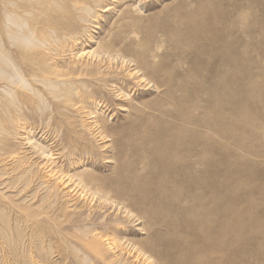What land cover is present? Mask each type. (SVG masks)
Wrapping results in <instances>:
<instances>
[{"label": "rangeland", "instance_id": "374dc122", "mask_svg": "<svg viewBox=\"0 0 264 264\" xmlns=\"http://www.w3.org/2000/svg\"><path fill=\"white\" fill-rule=\"evenodd\" d=\"M146 1L154 4L148 6ZM50 8L51 14L65 13L57 6ZM94 9L80 21L77 33L64 38L66 46L58 47V39L46 31L39 48L57 52L49 62L55 61L59 69L80 70L96 63L100 47H108L114 53L111 62L118 63L114 69L121 73L105 86L92 80L93 87L102 85V97L94 95L96 101L104 102L102 107L80 92L89 89L80 82L32 79L40 93L24 82V94H15L20 99L13 100L7 86L18 87L15 84L22 82L11 71V63L0 59V264H106L112 258L113 264H132L126 243L147 238L139 220L125 219L126 210L120 207L101 206L98 194L90 201L76 184L79 176L89 174L94 175L89 180L92 185L109 190L118 184L119 176L156 172L149 149L160 146L166 131L213 147L218 208L234 211L231 222L220 227V243L225 245L223 238L231 237L234 246L240 247L246 240L247 254L258 252L264 257V0H107ZM211 30L222 48L209 39ZM9 42L14 48L18 36L10 35ZM81 50L90 57H76ZM216 54L222 58L231 54L233 66L213 64ZM121 56L125 61L120 69ZM104 58L102 70L108 60ZM131 70H138L136 74L146 78L147 84L133 86L129 79L125 83L122 77L128 78ZM112 83L124 85L127 95L115 96ZM58 95L73 101L63 103ZM95 122L103 126L109 140L103 142ZM117 153L119 160L114 158ZM182 191L186 197L200 192L189 185ZM176 192L170 191L173 198ZM186 197L178 211L192 204ZM178 211L167 216L175 221L173 237L185 234ZM59 222L63 237L55 230ZM117 222L127 227L119 233L121 242L126 241L122 251H106L103 257L89 252L88 239L100 231L111 235L110 227ZM163 248L166 245L160 244L157 250Z\"/></svg>", "mask_w": 264, "mask_h": 264}, {"label": "bare ground", "instance_id": "6f19581e", "mask_svg": "<svg viewBox=\"0 0 264 264\" xmlns=\"http://www.w3.org/2000/svg\"><path fill=\"white\" fill-rule=\"evenodd\" d=\"M106 1L107 0H0V17H4L2 23L4 26L3 32L5 35V38L3 39L4 35H1L0 33V59L11 63V71L15 72L22 82L21 84H15L18 87L7 86L8 88L6 91L8 96L13 100L20 99L19 97L22 95H19V93L24 94L25 92L23 90L25 88L22 85L24 84V82L27 84L30 83V88H34L35 91H37V94L40 93L38 88L35 87L33 83H31L32 79L55 83L63 81L74 84L75 82H80L82 87L89 88L86 91L80 90V92L86 94L88 99L93 98L91 103H94L97 107L98 105L102 107V105H104V102H101L99 100L96 101L94 95L102 97L101 86L108 85L109 81L111 80L110 78H118L119 72L121 73V71H115L116 69H114V67L118 69V63L111 62V58L109 57L111 55H114V53L108 47H100L98 49V52L101 56L98 55L99 57L97 58V60L96 58L94 59L96 63L92 64L89 68L84 65L83 68L85 67V69L81 68L80 70L73 66L66 67L65 69H59V66H56L55 61L51 63L49 62L50 60H52L53 55H57V52L53 54L52 49H40L39 47L44 43L43 41L46 39L44 38L46 31L52 32L54 34V37L58 39V47H61L62 45L64 46V38L69 37L79 31L78 28L81 26L80 21L84 20L86 15L89 14L87 12L95 10L94 8H96L97 6H103V3ZM114 1L115 0H113V2ZM145 3H148V6L154 4L152 3V1H146ZM50 5L51 7H59L65 13L51 14L47 12L50 8ZM109 9L110 7H107L106 9H103V11H107ZM8 16H11L13 19L9 18ZM13 26H15L16 29ZM214 32L215 31L212 30L210 31L209 39H211L216 48H222V45L217 42V33ZM12 34L17 35L19 39V42L14 46V48L9 47V37ZM88 37L91 39L90 36ZM23 38H25V40L27 38L28 42L21 43L20 40H22ZM29 38L34 39L36 42L30 40ZM204 49L206 51H210L209 48L204 47ZM56 50L57 49H55V51ZM87 54L89 56V53H84V51L81 50L79 55L77 54L76 57L84 58L87 56ZM91 54L94 53L91 52ZM105 56L110 61L107 60L106 63L104 62L105 68L104 70H102V65L100 63L103 62V60H106L104 58ZM127 60L129 61V63L130 61H132L130 59ZM124 61V56H121L120 60L118 61L120 62V69L121 67H123ZM211 61L213 64L219 62L225 66L231 67L234 64V57H232L231 54H228L226 57L222 58L216 54L211 59ZM141 67L143 66L141 65ZM139 69L140 68H138V70ZM138 70L128 71V78L122 77L123 81H125V83H128L129 80H131L133 86L147 84L144 83L146 81V78H144L143 76H138V74H136L139 73ZM77 72L78 75H82L83 77L80 78L77 75V78L73 77L63 79L64 76H71L72 74ZM109 74L111 75L108 76ZM214 76L216 75L212 73V77ZM227 77L231 78L230 75ZM92 80H97V82L101 81L103 84L93 87L91 84ZM118 85L115 83L111 84V86H113L112 90L114 92V95L119 97L121 96V98L125 97V95L127 94L123 90L124 85ZM15 94H18L19 97H15ZM26 95L27 94L23 96L26 97ZM60 96L64 98L62 100L63 103L73 101V99L67 98L65 95H58V97ZM29 98L32 97L29 96ZM79 98V101L83 100L82 95H79ZM137 110L135 111L136 114L138 113ZM93 126L96 128V130H98V135L101 137L103 142L109 140L102 125H99L98 122H95ZM158 138L160 137L158 136ZM160 139V146L152 147L149 149L152 155L151 166L157 169L156 172L153 173L152 171H149L142 176H119L116 179L118 184H116V186L110 187L109 190L100 189L92 185V183H90L91 181L89 180L92 179L94 175L91 176L89 174H85L86 177L85 175H82L84 177L79 176L78 182L76 184V186L80 190V193H82V195H87V197H90V201L94 198L95 194H98L96 195V199L98 201H101L99 202L101 206H106L108 204L109 207L115 206L118 209L120 207L126 210V214L124 216L125 219L133 217L136 220H139V223L141 224L140 228L145 231V233L147 234V238L140 242L128 241L126 243V247L127 245H129V248L125 253H127L130 258H132L131 263L264 264V257H262V255H260L258 252H254L252 255L247 254V246L249 242L246 240L242 242L243 244H241L240 247L234 246L235 240L231 239V237L223 238L225 241V245L222 246V244L220 243L221 239L219 240V236H222L220 227H222V225H225L226 223H229V221L231 222V215L234 211L232 212L230 208H225L223 211H220L218 208L220 206V198L215 187L216 160L214 158L215 152L213 147L207 145L201 146L200 142L197 140L186 141L183 134L174 133L173 131L164 132ZM112 142L114 145H116L119 152L118 139L114 138ZM114 158L119 160L121 159V156L119 155V153H117ZM152 167L151 169H154ZM120 182H123L124 185H122ZM188 185L190 187L193 186L199 189L200 192H197L195 196L188 194L186 197V193L183 191L180 193V191L184 186ZM172 190L177 191L174 195L175 198H173V196L170 194V191ZM185 197L187 200L192 201V204L190 206H187L186 209H183L184 212L183 210L178 211V209L181 208L180 201H183ZM176 210L178 211L177 220L184 223L183 227L185 229L183 233L192 235V239L188 240L185 234H176V236L173 237L175 221H170L167 216L169 215L168 213H172ZM115 215L118 217L116 213ZM117 217L116 219H119ZM81 221L83 222V220ZM120 223L121 222H117L110 227L112 236L107 235L103 232L100 233L101 231L94 234L90 239H88V243L86 245L87 250H89V252L92 251L94 255L100 257H103L106 251L107 253L110 251L114 253L117 249L119 252H121V247H124L122 245L125 244L126 241L123 243L121 242L119 233L121 231L125 232V230H127V227L122 226V224L120 225ZM56 227L57 228L55 230L59 229V234H62V230L64 228L63 223L59 222ZM159 229H162L163 231H158ZM56 233L58 235V232ZM75 233L77 234L76 231ZM163 235L164 238H162ZM61 237H63V234L61 235ZM83 240L85 241V239ZM79 242L85 244L81 241ZM189 243H191V245L193 246H189ZM103 244L107 245V250H105L106 248L103 249ZM160 244L166 245V248H163V250H157V247L160 246ZM84 246L85 245H83V247ZM162 246L163 245H161V247ZM168 246H170V248H167ZM196 246L198 248H196L197 250H194V247ZM199 255L203 256L202 260L199 259V257H201ZM107 261L108 262H106V264H113V258L112 260Z\"/></svg>", "mask_w": 264, "mask_h": 264}]
</instances>
